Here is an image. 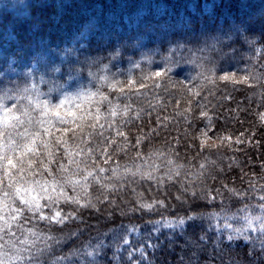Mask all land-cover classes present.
<instances>
[{
    "label": "trees",
    "instance_id": "16d2710c",
    "mask_svg": "<svg viewBox=\"0 0 264 264\" xmlns=\"http://www.w3.org/2000/svg\"><path fill=\"white\" fill-rule=\"evenodd\" d=\"M40 1L19 62L49 74L1 89L0 264H110L98 236L179 219L120 264H264V0Z\"/></svg>",
    "mask_w": 264,
    "mask_h": 264
},
{
    "label": "rangeland",
    "instance_id": "374dc122",
    "mask_svg": "<svg viewBox=\"0 0 264 264\" xmlns=\"http://www.w3.org/2000/svg\"><path fill=\"white\" fill-rule=\"evenodd\" d=\"M155 1V12L160 13L165 9L166 6H170L166 3H163L162 0H154ZM37 2H41L40 0H0V68L5 66L7 63L11 65L10 69L6 74H0V108L2 107L3 101L6 99L5 95L7 91L4 93L1 91L2 84L4 81H9L8 79H15L18 77L20 83H26L27 80L31 81L32 83L35 80H41L42 82L45 80L46 75L49 74L46 71L42 72L39 70L36 64L26 65L27 60L26 58L23 59L22 63L19 62L21 59L19 57V51L26 49L29 50V45L25 44L23 33L30 31L29 23L26 24V19L31 14L30 9L33 7L34 4ZM115 2V1H114ZM193 0H185V4H192ZM76 3L83 4L82 0H76ZM165 4V6H163ZM141 5V4H140ZM140 5L137 3L136 7L139 8ZM170 8V7H169ZM83 12L84 10H80ZM12 16L13 20H15V25L12 27L11 31L4 23V18L2 16ZM2 18V19H1ZM166 21V20H165ZM162 21V25L164 22ZM25 23V24H24ZM101 28H104V25H99ZM8 28V29H7ZM13 28H18L16 31ZM48 28V27H47ZM47 28L43 29L41 33H44L43 37L41 36V44L40 49H44V46H53L56 50L63 49V46L67 47V43L65 42L66 38L64 34L57 35L56 37L54 34H50L51 32L47 30ZM9 30V31H8ZM68 33L66 34L67 37ZM133 35H136L135 33ZM80 36V34L78 35ZM69 37V35H68ZM136 37H139L137 34ZM125 40V39H124ZM132 40V39H131ZM119 41V40H118ZM73 45V44H72ZM139 45V44H137ZM28 48V49H27ZM75 49V47H73ZM30 52L25 53V56H28ZM16 57V59H14ZM17 60V61H16ZM6 77H3V76ZM20 76V77H19ZM56 75L51 74L50 77L52 80H55L54 77ZM228 77L230 75H227ZM6 78V79H5ZM231 78V77H229ZM233 78V77H232ZM21 154L17 152L13 154V158L19 157Z\"/></svg>",
    "mask_w": 264,
    "mask_h": 264
},
{
    "label": "snow or ice",
    "instance_id": "6c2138e0",
    "mask_svg": "<svg viewBox=\"0 0 264 264\" xmlns=\"http://www.w3.org/2000/svg\"><path fill=\"white\" fill-rule=\"evenodd\" d=\"M156 75L159 76L160 74L157 73ZM221 79L228 80L229 77L224 76L221 77ZM9 163H11V161H9ZM45 167H47V165H45ZM88 175L92 174L89 172ZM41 190L43 191V186ZM55 190L56 189L53 188V191ZM193 194L195 195V193ZM61 195L62 193H59L56 198H53L51 195H49L48 200L50 210L51 206L55 205L58 202V199ZM63 198L66 203L70 202L72 204L79 205V200L77 198L67 196H64ZM212 198L215 199V197ZM25 205L28 206L29 211L37 213L40 219L54 222L56 224H62L75 215L74 213L62 215L60 211H55L53 214L50 215H44L43 206L39 203L38 199H25ZM83 207L93 208L94 205L85 204L83 205ZM140 207L143 209H147L149 212H151L154 206L152 204H142L140 205ZM133 211H135V209H133ZM191 219L195 220L196 217H191ZM149 224L151 225L150 231L147 234V238L142 241L130 238L143 235V233H141L140 227L135 225H120L119 230H113L111 233L98 236L94 244L90 245V247L94 248V253H96L98 250V256H101V258H104L102 256V250L103 253H112V255L107 257L110 264H120V259L124 252H127V258L129 261H132L133 257L137 253H139L141 257H144L146 261L147 255L145 253V246L151 249L159 247V245L153 241V237H155L157 241L159 240L161 228L163 227L172 230L175 229L178 225L183 226L185 224V221L183 219H179L178 221H153L149 222ZM225 227L229 226L225 225ZM237 234L239 235L240 233ZM200 239L203 241L204 237H200ZM228 239L231 240L232 237L229 236ZM105 245H107V247H105Z\"/></svg>",
    "mask_w": 264,
    "mask_h": 264
}]
</instances>
